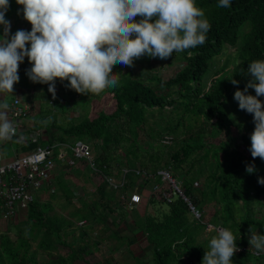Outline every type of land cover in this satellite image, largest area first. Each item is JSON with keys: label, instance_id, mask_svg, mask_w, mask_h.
Returning <instances> with one entry per match:
<instances>
[{"label": "trees", "instance_id": "trees-1", "mask_svg": "<svg viewBox=\"0 0 264 264\" xmlns=\"http://www.w3.org/2000/svg\"><path fill=\"white\" fill-rule=\"evenodd\" d=\"M16 4V0H9L6 20L12 15L16 20L22 13L21 8H15ZM217 4L218 0H196L211 25L206 42L166 58L168 61L164 64L177 67L167 81L160 77L164 64L158 67L151 64L152 60L166 59L145 55L135 60L134 66L115 65L113 72L119 76V86L105 89L99 95L77 93L66 87L67 80L58 84L59 79L55 82L57 101L50 93L45 98L36 93L41 100L39 113L44 112L48 118L29 125V133H19L38 135V139L42 138L39 141L42 147L56 146L55 156L58 149L71 152L76 142L88 144L91 150L99 148L94 159L96 169L102 174L110 173L117 162L122 166L116 174L118 179L127 171L125 184L107 189L108 183H101L92 196L86 197V192L75 194L74 186L78 181L63 179L60 183L55 177L57 186L52 180L53 194L48 199L40 198L38 194L42 190H49L43 186L32 201L27 202L26 217L22 220H14L19 212L23 215L20 204L7 206V202L0 201V219L9 223L6 229H0V264H93L91 256L100 241L113 237L122 245L128 242L131 234L120 236L115 229L131 212L137 216V231L151 246L153 264H201L210 239L216 235L209 229L212 226L227 228L236 237L239 251L233 255L232 264H264V253L257 254L249 245L250 228L256 234H264V184L258 183V179L264 177V159L252 157L250 137L254 130H250V123L239 120V106L234 99L237 88L243 91L251 79L250 74L245 75L248 63L264 59V0H231L228 8H219ZM3 30L4 26L0 25V38ZM228 47L232 49L224 63L218 64L216 58L224 55ZM27 67L23 60L18 75L27 76ZM209 75H212L210 85L206 86L204 80ZM231 77L238 85L231 83ZM45 86L48 88V84ZM160 86L168 92L158 91ZM249 92L255 90L248 88L247 94ZM106 95L117 104L115 110L110 113L100 110L90 117L91 100ZM152 109L166 113L159 126L146 123ZM9 120L14 122L12 116ZM251 122L255 125L254 120ZM48 131H51L49 136ZM169 137L174 139L173 146ZM23 141L25 151L21 154L38 146L35 142ZM239 143L244 145L243 149L238 148ZM163 150L169 151L164 162ZM120 156L126 157V161L121 162ZM69 160L71 158L67 162ZM67 162L64 165L69 169L57 175L79 170L88 176V182L97 175L85 160ZM248 165H253L255 171L248 173ZM144 168H149L150 172L145 177L131 171L142 173ZM165 169L193 202L198 201L201 206L212 203L220 215L219 220L206 227L195 225L184 200L176 198L178 194L172 192L169 183L161 180L158 172ZM201 180L202 185L196 187ZM64 181L72 183L73 187L63 186ZM133 191L141 198L143 193L140 192L149 194L143 202V215L140 213L142 204L112 207ZM58 195L66 199L62 205L67 209L65 214L51 212L52 199ZM109 216L112 218L107 222ZM98 228L102 229L99 238H92ZM107 231L111 233L105 238ZM204 233L209 234L203 239ZM127 252L138 264H146L142 257L136 256L133 247L128 246ZM94 264L121 263L108 255Z\"/></svg>", "mask_w": 264, "mask_h": 264}, {"label": "clouds", "instance_id": "clouds-1", "mask_svg": "<svg viewBox=\"0 0 264 264\" xmlns=\"http://www.w3.org/2000/svg\"><path fill=\"white\" fill-rule=\"evenodd\" d=\"M16 3L23 6L24 19L32 27L30 31L17 30L9 37L11 24L5 19L9 0H0V25L4 26V38L0 40V93H13V86L20 79L19 65L27 57L32 66L26 75L34 83L48 84L53 98L57 78L67 80L66 87L77 93L99 95L105 89L119 86V76L113 72L115 65L131 67L145 55L166 59L174 52L196 48L206 42L211 28L196 0H16ZM217 7H231V0H218ZM248 74L251 79L243 91L237 88L234 99L241 110L253 114L255 127L250 152L253 158L264 159V102L258 99L264 96V59L249 62L245 75ZM229 79L238 85L236 79ZM248 88H253L255 95L247 94ZM8 108L7 103L0 104V141L16 135L8 119ZM36 144L42 147L40 142ZM246 171L252 173L255 168L248 165ZM258 183L264 184V177ZM213 230L216 235L210 239L201 264H232L233 255L239 251L236 237L227 228ZM249 231L250 247L257 254L264 253V234H256L251 228Z\"/></svg>", "mask_w": 264, "mask_h": 264}, {"label": "rangeland", "instance_id": "rangeland-1", "mask_svg": "<svg viewBox=\"0 0 264 264\" xmlns=\"http://www.w3.org/2000/svg\"><path fill=\"white\" fill-rule=\"evenodd\" d=\"M22 8H23V6L21 7V10H22ZM13 16L14 15H12L11 18L7 19L8 21H10L11 28L13 29V34H15V32L17 30H26V31H30L31 30L30 26H25V27H21L20 26V24H22V25L30 24L27 20L24 19L23 14H19L16 20L14 19ZM3 36H2V38H0V40H3V38H4ZM230 49H232V48L228 47V49L226 50V53L224 55L219 56L218 58H216L215 61L218 64L222 65L224 63V61H225V59L227 57L226 55L229 53ZM24 60H25V58H24ZM167 61H168L167 59L165 61H162V60H159V61H155L154 60L153 61L152 60L151 64H154V66L157 65V67H158L160 65V63L164 64V63H167ZM176 68H177L176 66H171V65L164 64V66H162V69H161V74H160L161 79L164 80V81L169 80V78L172 77L174 75V73L177 71ZM216 69H217V67H216ZM211 77H212V75H209V76H207L205 78L204 82H207L206 86L210 85ZM33 90H34V87H33ZM158 91H161L162 93H167L168 92V90L163 88V86H160ZM248 94L255 95V92H249ZM76 99H78V96L76 97ZM258 99H260L262 102H264V96H260V97H258ZM237 103H238V101H237ZM116 105L117 104L115 103V101L112 100V98L109 95H106V96H102V98H100V99H94L93 101H91L90 105H89V111L88 112H89L90 117H93L94 115H96L100 110H102L103 112L110 113V112L115 110ZM167 109H168V107H167ZM237 113L239 115V120H243L245 124L246 123H250L251 124L250 130H254L255 125L251 122V120H253V114L247 113L246 111L241 110L240 108H238ZM85 114L86 113L82 114V117ZM7 115H8V119H9L8 111H7ZM162 116H166V113L164 111L152 109V110L149 111L148 122H146V123L147 124L154 123L156 126H159V124L161 123ZM16 124H17L16 121H14L13 125H16ZM244 131L250 133L247 129H244ZM49 133H51V131H48V133H47L48 136H49ZM180 136H182V135H180ZM169 138H172V137H169ZM172 140H173V142L170 144L171 146H173L174 143H175L173 138H172ZM214 140H215V142H218L217 138H215ZM238 141L239 140H236V142H238ZM146 142H145V144H146ZM161 143H162V141H161ZM141 146H144V145H141ZM240 147H241V149H243L244 145L239 143L238 148H240ZM97 149H98V151H97ZM97 149H93L92 148V153H93L94 157L96 156V154L99 153L100 149L99 148H97ZM148 151H150V150L148 149ZM119 152L120 153L121 152L124 153L122 150H119ZM245 152L247 153V150H245ZM68 154H69L70 157L72 156L71 152H69ZM168 157H169V151L168 150H163L162 162H164ZM120 158L122 159V160L120 159L121 162L122 161L123 162L126 161V157L120 156ZM139 164H140V161H138L137 165H139ZM119 168H122V166H118L117 162H116V163H114V165L112 167V170L110 171L111 174L113 175L112 176L113 179L116 180L117 182H118V179L116 178L115 175L118 172ZM144 169L149 171V168L148 169L144 168ZM77 171H78V173H74L75 171L72 172V170L71 171H67L68 173L66 172L65 174H63V177H61L60 180L58 181L60 183L62 182L61 180H63V179L71 180L73 183L78 181V183H75L76 186H74V188L76 190V193H75L76 195H82L83 193L86 192V194H87L86 197H90V196H92L91 193L96 190L95 187H97L101 183H105V182H103V180H101L98 177L99 175L98 176L93 175L90 178V181L88 182V181H86L88 176H86V174L83 173V171L82 172H79V170H77ZM60 172H64L62 166H59V170H58L57 173H55V175H57ZM52 180H53L54 186H57L55 177ZM178 180L180 181V178H178ZM202 182H203V180H201L200 183H198L195 186L199 187L200 185H202ZM66 184H67L68 188L69 187H73L72 183H69V182L66 183V181H64L63 182V186H66ZM106 185H107V187L106 186L105 187L107 189H111L112 188L110 184L109 185L106 184ZM112 186L118 187L117 184L112 185ZM135 188L138 189V187H135ZM56 190H57V187H56ZM138 191H139V189H138ZM57 192L60 193V191H57ZM140 193H143L142 203H141L142 206H140V213H141V215H143V213H144V205H145V203H143V202H145L147 200V197H149V194L146 195L145 191L144 192H140ZM51 194H53V193L49 192L48 190H42L38 194V196L40 198H42V199H48ZM176 198L180 199V196L177 195ZM52 201L54 203V206H53V209H52L51 212L55 211L57 213H62V214L66 213L67 209L64 210V207L62 206V205H65V203H66V199L63 197V195L62 196L58 195L56 198L52 199ZM73 201L76 204H78L76 198H73ZM115 203H116V205L113 204L112 207L117 206V205L118 206L119 205H127V198L125 197L124 200H122L120 202H115ZM186 204L188 206L189 212L191 213L188 203H186ZM193 204H194V208L199 213V217L198 218H195L193 216V214L191 213L192 222L195 225L196 224L204 225V227H206V225L209 224L210 222L214 223L215 221L219 220L220 215L217 214L218 212L215 210L214 205L212 203H207L204 206H201V205H199L198 201H195V202H193ZM66 207L68 209H70L69 205L66 206ZM114 208H116V207H114ZM116 209H118V208H116ZM21 211H23V215L19 214L20 213L19 212L17 217L14 218V220H18V219L22 220L24 217H26L27 208L24 207V208L21 209ZM110 218H112V217L109 216L107 222H110ZM136 218H137L136 214H134V212H131L128 215V217H126L125 220L123 222H121L120 225L117 226L116 229H115L116 232L120 236L130 235L131 234L129 236L128 242L126 244H124V245H122L119 242L118 238H113V237L112 238H107V236H109L111 231H107L105 233L106 234L105 238H107V239L100 241V244L97 246L98 249H96V252L91 256V261H92L93 264L94 263H99L101 261V258H103L105 256H108V255H113L116 258V260H118L121 264H138L137 261L134 260V258H132V257H130L128 255V253H129V252H127L128 246L133 247L134 250H135V253L137 254L136 256L139 255V257H142L143 261L146 264H153L154 263L151 246L148 245V242H147L145 236H143L141 232L137 231V227H135ZM8 225H9V223H8L7 220L0 219V229L1 230L6 229ZM219 228H222V227L212 226L209 229H219ZM101 232H102V229L98 228L94 232V234L92 235L93 236L92 238H94V236L99 238L98 234H100ZM209 233H204V236H202V238L204 239V237L207 236V234H209ZM113 247H114L115 251H112ZM123 255H125V256H123Z\"/></svg>", "mask_w": 264, "mask_h": 264}, {"label": "built area", "instance_id": "built-area-1", "mask_svg": "<svg viewBox=\"0 0 264 264\" xmlns=\"http://www.w3.org/2000/svg\"><path fill=\"white\" fill-rule=\"evenodd\" d=\"M33 110V106L23 102L20 98L15 99L14 103L8 108L9 117H13L16 121V125H13L16 129V134L19 133L20 123L26 118ZM20 132H22L20 130ZM34 137L35 143H38V135H28L25 140H28ZM168 142V139L166 140ZM56 146L52 147H40L37 146L29 154H21V156L15 157L13 161L7 162L0 165V201L7 202V206H12L14 204H20L22 208H27V202L32 201L34 194L42 190L43 186L49 188V192H53L52 179H54V174L58 170V167L62 165L66 166L69 169L68 165H64V162H67V152L61 149H58V152L55 156L54 149ZM72 157L67 163L76 162L78 160H85L90 166L91 169L97 171V175L103 182L108 184L115 185H124L125 184V175L127 171H124V175L121 178H117L118 182L113 179V175L110 173L102 174L100 169H96V163L94 161L95 157L93 156L91 148L86 143H77L72 148ZM107 168V166L105 165ZM132 172L137 176H145L146 172L132 170ZM161 176L163 182L169 183L172 188V192L178 194L190 207V211L195 218L199 217L198 211L194 208L192 200L188 199L184 194L183 190L175 183L171 178L167 170H161L158 172ZM115 187V186H114ZM36 193V194H37ZM35 194V195H36ZM124 200L125 196H122ZM127 206L132 207L141 203L142 198L140 194L133 191L127 197ZM18 215V214H17ZM16 215V216H17ZM14 216V217H16ZM8 218V217H7Z\"/></svg>", "mask_w": 264, "mask_h": 264}, {"label": "crops", "instance_id": "crops-1", "mask_svg": "<svg viewBox=\"0 0 264 264\" xmlns=\"http://www.w3.org/2000/svg\"><path fill=\"white\" fill-rule=\"evenodd\" d=\"M16 7L21 8L22 5L16 4L15 8ZM13 10H16V9H13ZM21 14H23V12ZM26 26H30V28L32 27L30 24ZM3 33H4V30H3ZM11 35H13L12 28H10V32L8 33L9 37ZM27 47H30V43L27 45ZM24 61H25V64L28 66L27 68L30 69L32 65L29 62L28 58L25 57ZM19 77H20L19 81L15 83L13 86V93H0V104L7 103L10 106L15 99L20 98V100H22L23 102H26L32 105L34 107V112L31 114L29 118L23 120L20 123V127H22L20 128V130L22 132L29 133L30 131H27L29 129V125L36 124L39 120L40 122H42L43 120H47L48 118V115H46L44 112L39 113L40 110L42 111L41 103L39 104L41 100L37 98L36 93L43 94L45 98V96L48 95V93L50 92H48V88L47 86H45V84L34 83L27 76H19ZM61 82L62 81L59 80L58 84H61ZM33 87H34V90H33ZM51 98L57 101L59 99L58 93L56 94L55 98H53V96H51ZM94 99H97V98H94ZM10 121L13 123L12 120ZM25 138H27L26 135L22 133H18L11 140L0 141V165L13 161L15 157L19 156V154L25 151L23 147V142H24L23 139ZM54 177H56V179L59 181L60 178L63 177V175H55Z\"/></svg>", "mask_w": 264, "mask_h": 264}, {"label": "bare ground", "instance_id": "bare-ground-1", "mask_svg": "<svg viewBox=\"0 0 264 264\" xmlns=\"http://www.w3.org/2000/svg\"><path fill=\"white\" fill-rule=\"evenodd\" d=\"M29 142H30V143H34V142H35L34 137H31V138L29 139ZM32 150H33V148L30 149L26 154H29L30 152H32Z\"/></svg>", "mask_w": 264, "mask_h": 264}]
</instances>
